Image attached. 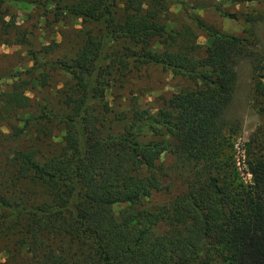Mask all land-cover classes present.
<instances>
[{
  "label": "trees",
  "instance_id": "trees-1",
  "mask_svg": "<svg viewBox=\"0 0 264 264\" xmlns=\"http://www.w3.org/2000/svg\"><path fill=\"white\" fill-rule=\"evenodd\" d=\"M47 1L93 28L71 58L41 65L34 56L36 67L73 79L56 106L30 112L22 127L10 122L31 107L30 82L45 83L31 72L1 95L10 134L0 133V242L27 264H264V131L248 143L250 184L226 154L242 127L231 110L243 60L252 63L264 117V54L195 18L210 42L203 53L190 26L167 29L172 0ZM152 66L188 85L155 114L134 106L130 117L115 113L117 83ZM112 121L122 130L110 129ZM165 153L190 162L187 187L149 209L146 201L163 190ZM120 204L128 208L116 212Z\"/></svg>",
  "mask_w": 264,
  "mask_h": 264
},
{
  "label": "rangeland",
  "instance_id": "rangeland-1",
  "mask_svg": "<svg viewBox=\"0 0 264 264\" xmlns=\"http://www.w3.org/2000/svg\"><path fill=\"white\" fill-rule=\"evenodd\" d=\"M48 4L47 0H6L3 14L0 15V98L8 85L16 76L20 79H30L28 73L39 76L45 81L43 86L36 83L29 85L26 93L31 99V107L27 110L12 112L10 122L22 127L25 119L30 117L39 107L57 105V92L72 85L73 79L64 71H52L47 66L36 67L51 63L58 58L73 57L81 39L91 25H84L81 20L74 19L63 13L59 14ZM264 3H233L231 0H172L169 10L165 12L164 22L168 30H177L183 25L190 26L195 32L193 39L203 51L210 47L209 38L199 28L195 18L216 29L250 39L257 51L264 54ZM53 51L47 53L49 46ZM204 53V52H203ZM37 68V69H36ZM238 85L235 102L231 110L233 117L241 124V131L229 143L226 151L230 161H234L239 178L244 183H251V177L246 173L245 159L249 141L258 132L264 131V117L259 111L258 101L254 94L253 68L249 60H243L238 66ZM37 70V71H36ZM186 82L178 77L164 72L160 67H147L139 73L130 75L123 87L117 83L109 102L115 113L124 112L129 117L132 107L156 113L164 100L173 94L181 92ZM188 85V84H187ZM38 112V111H37ZM115 115H112V119ZM128 122V121H127ZM8 122L0 119V133L10 134ZM124 125L112 121L110 129L116 132ZM150 135L145 136L148 141ZM58 140V138H57ZM161 180L163 190L155 192L149 198L145 207L152 209L167 203L182 194L187 187L191 164L183 155L165 153L161 160ZM128 208L126 204L115 206L119 212ZM2 211L0 210V216ZM13 252V245L6 248L0 242V250ZM2 253L0 264H27L23 255ZM12 257V258H10Z\"/></svg>",
  "mask_w": 264,
  "mask_h": 264
}]
</instances>
